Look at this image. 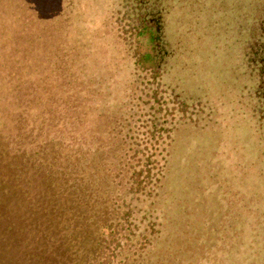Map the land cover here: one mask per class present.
Wrapping results in <instances>:
<instances>
[{"label": "rangeland", "instance_id": "374dc122", "mask_svg": "<svg viewBox=\"0 0 264 264\" xmlns=\"http://www.w3.org/2000/svg\"><path fill=\"white\" fill-rule=\"evenodd\" d=\"M61 4L58 16L42 19L26 0H0L1 143L10 141V110L29 107L56 141L83 157L104 156V174L120 170L122 187H131L140 160L166 156L152 171V195L127 199L119 253L154 252L160 264H264V120L252 109L264 102L244 58L247 0H172L166 33L174 61L167 84L155 78L159 92L142 87L153 83L154 64L143 62L153 46L122 22V0ZM169 88L187 111L172 105ZM153 108L161 114L148 116ZM1 160L7 175L12 165ZM96 190L79 196L89 204ZM23 255L11 251L0 264Z\"/></svg>", "mask_w": 264, "mask_h": 264}, {"label": "trees", "instance_id": "16d2710c", "mask_svg": "<svg viewBox=\"0 0 264 264\" xmlns=\"http://www.w3.org/2000/svg\"><path fill=\"white\" fill-rule=\"evenodd\" d=\"M26 1L42 19H52L62 11V0ZM247 2L250 27L244 58L253 93L264 102V4L257 8L251 5V0ZM122 7V22L136 31L135 36L142 43L153 46L152 56L146 53L147 60H143L154 64L153 83L145 82L142 87L159 92L157 79L164 77L168 83L169 67L174 61L166 33L172 0H122ZM175 95L177 93L169 88L167 96L172 105L179 111H187L188 106ZM262 105L256 104L252 109L264 120ZM28 110L29 107L10 110V141L6 146L0 141V260L5 258L0 262L10 261V252L20 249L23 257L11 259L16 264H160L154 252L119 253L115 236L119 235L120 224L129 222L132 204L127 199L135 200L140 193L152 195L158 178H154L152 171L158 163H164L166 156L154 160V155L149 154L147 160H140L141 164L130 171L131 187H122L120 170L115 178L112 172L104 174V156L83 157L85 154L70 149L72 144L64 146L46 133L45 121L37 120L36 110H32V114L26 112ZM160 114L158 108H153L148 116ZM173 120L167 122L170 126L164 142L168 145L172 143ZM64 142L68 143V139ZM1 159L12 165L7 175ZM85 171L90 172L88 183L84 182ZM95 172L99 175L94 176ZM94 186L97 196L88 204L79 194ZM90 213L94 216H85ZM107 231L110 236H106ZM107 237L111 242V255L105 252ZM17 242L22 244L16 246ZM146 242L143 241V245Z\"/></svg>", "mask_w": 264, "mask_h": 264}]
</instances>
